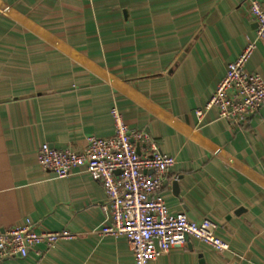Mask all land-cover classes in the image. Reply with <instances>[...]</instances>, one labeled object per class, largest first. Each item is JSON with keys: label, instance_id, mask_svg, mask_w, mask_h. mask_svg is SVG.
<instances>
[{"label": "crops", "instance_id": "obj_1", "mask_svg": "<svg viewBox=\"0 0 264 264\" xmlns=\"http://www.w3.org/2000/svg\"><path fill=\"white\" fill-rule=\"evenodd\" d=\"M249 1L0 0V230L30 219L80 234L0 264H135L126 239L99 232V177L83 166L61 178L38 162L45 143L82 152L88 136H113L115 105L175 157L170 209L210 219L230 245L190 239L153 264H264V105L242 122L196 113L256 37ZM246 68L264 79V38Z\"/></svg>", "mask_w": 264, "mask_h": 264}, {"label": "built area", "instance_id": "obj_2", "mask_svg": "<svg viewBox=\"0 0 264 264\" xmlns=\"http://www.w3.org/2000/svg\"><path fill=\"white\" fill-rule=\"evenodd\" d=\"M249 9L256 23V37L235 61L227 63L225 75L209 101L196 111L200 117L217 107L222 118L242 122L264 105V79L246 68L258 41L264 38V3L250 0ZM111 114L115 123L113 136H88L82 152L56 149L45 143L38 151L39 164L61 178L83 166L99 177L106 191L103 209L107 214L99 232L126 239L135 264H153L171 248L185 245L190 239L206 243L220 253L230 251V245L217 236V226L210 219L190 220L184 213L173 212L165 201V183L175 157L162 152L148 133L129 128L117 105ZM136 143L148 146L146 153H140ZM79 235L67 229L37 231L27 219L23 224L0 230V262L31 254L40 256L57 242ZM42 245L45 249H41Z\"/></svg>", "mask_w": 264, "mask_h": 264}]
</instances>
